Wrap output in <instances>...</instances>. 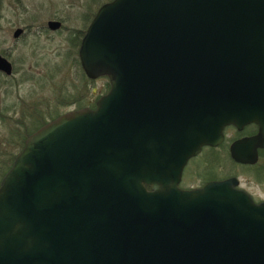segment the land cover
<instances>
[{"label": "water", "instance_id": "95a60500", "mask_svg": "<svg viewBox=\"0 0 264 264\" xmlns=\"http://www.w3.org/2000/svg\"><path fill=\"white\" fill-rule=\"evenodd\" d=\"M78 58L108 92L25 140L0 181V264H264V201L236 178L179 186L226 127L258 128L235 163L264 149V0H111Z\"/></svg>", "mask_w": 264, "mask_h": 264}, {"label": "rangeland", "instance_id": "374dc122", "mask_svg": "<svg viewBox=\"0 0 264 264\" xmlns=\"http://www.w3.org/2000/svg\"><path fill=\"white\" fill-rule=\"evenodd\" d=\"M108 1L110 0H100L99 3L91 2V0H0V55L4 54L5 57L8 55L7 59H11L14 62L23 59L29 65V63L35 62L32 57L33 53H36V60L38 61L35 63H40L41 61V64L46 63L45 66L43 65L44 68L47 66L46 69L43 68L42 70L39 66H33L37 70V84L34 86L35 94L33 95V100L36 98L34 102L37 103L40 112L45 110L44 104L48 108L46 113L42 112L34 117L32 120L33 127L42 119L50 121L49 116L52 114L49 112L50 107L53 109L58 107L57 112L61 114L70 110L66 107L59 109L61 106L60 102L64 101L62 92L65 88H69V91L73 92V88L75 87V90H78L81 94L83 93L85 104H93L99 96L108 90V80L106 77H99L95 80L86 79L87 81L83 78L79 69L80 66L77 63L75 50H72L73 46L70 42V36L74 32L85 29L87 25L85 19L88 18L90 12H95L101 4ZM39 15L44 18L52 17L54 20L61 21L62 29L54 33H48V38L44 35H37V37L34 35L26 37L24 40L17 41L13 39V32L17 28H21L25 23H29V20L33 22V18H37ZM42 22L45 23L46 21L39 18L33 24L40 26ZM38 50L40 51L39 53ZM40 56L44 58L43 61L41 58L38 59ZM38 77L41 79L38 80ZM51 77L53 84L51 93L49 96L44 95L40 97L39 83H45ZM4 100L6 105H11L14 101L12 96H8ZM21 101H18L17 97L19 108L28 113L29 109H22L23 104L28 102L21 103ZM25 116L20 114L18 120H22ZM23 120L26 123L24 127L15 126V123L7 121L4 123L0 122V162L3 155H16L18 152L16 147L20 138L16 135H20L21 137L30 129L26 118ZM226 150V146H223L216 153H213V157H220L221 164H217L216 166V176L218 178H224L228 175L236 176L242 189L253 197H256L257 202L264 201V182H258V178L261 176L259 174L264 172V162L261 161L259 163L261 169L260 172L256 171L255 184L252 170L236 167L227 158ZM201 163V160H197L187 164L183 171V186H196L198 184L199 181L195 180V171Z\"/></svg>", "mask_w": 264, "mask_h": 264}, {"label": "flooded vegetation", "instance_id": "af4514ba", "mask_svg": "<svg viewBox=\"0 0 264 264\" xmlns=\"http://www.w3.org/2000/svg\"><path fill=\"white\" fill-rule=\"evenodd\" d=\"M39 18H40V20H45L46 22L45 23L42 22V24L40 26L33 24L34 21L39 19ZM33 19H34L33 22H31V20H29V23H25L23 25V27L16 29V30H20V33L16 38L14 37V33L16 30L13 32V39L14 40H17V41L21 40V39L24 40L26 37H30V36H34V35H35V37H37V35H40V36L44 35V36H47V38H48L49 37L48 33L57 32V30L53 31L49 28L48 23L51 21H57L62 26L61 21L54 20V18H52V17L44 18L43 16L39 15L37 18L35 17ZM61 26H60V28H61ZM39 52L40 51L38 50V53ZM0 57L6 59L8 61V63L10 64V73L9 74H6L5 72L0 71V116H1L0 122L4 123L7 121V122L15 123L16 124L15 126L24 127L26 125V123H24L23 119L26 118L27 123H28L27 125H29V127L31 129L33 127L32 126V123H33L32 120L34 119V117L37 116L38 114H41L42 112L46 113L48 110L47 105L44 104L45 110L40 112L39 107L37 106V103L34 102L36 98L33 100V95L35 94L34 93V86H35V84H37V82H36L37 81V74H36L37 70L33 66H39L42 70L44 68V66L46 65V63L41 64V61H40V63H35L36 61H38V60H36V53H33V57H32L35 60V62L29 63V65H27L26 61H24L23 59L18 61V62H14L11 59H10L11 61L9 59H7L8 55H7V57H5L4 54H2V55H0ZM40 58L43 61L44 58L42 56H40L38 59H40ZM46 68H47V66L44 69H46ZM79 69L81 70L80 67H79ZM81 73H82V75H84L82 71H81ZM39 79H41V78L38 77V80ZM39 84H40V86L38 87V89H39L40 97H43L44 95L49 96V94L51 93L52 86H53L52 77L47 82L39 83ZM73 90H74L73 92H70L69 88H65V90H63L62 98L64 99V101H66L68 103L66 105H62L63 107H66L70 110H77V109H81V108L93 109L92 105L95 102L93 104H85L83 93L81 94L78 90H75V87L73 88ZM8 96H12L14 99V101L11 105L5 104L4 99H6ZM17 97H18V101L22 100L21 103L28 102V103H24L22 106L23 110H27V109L30 110L28 113H26L27 111L26 112L22 111L19 108V106H18L19 103L17 102ZM79 102H80V104H79ZM53 110H54L53 108H51V107L49 108V112L52 113ZM70 110H68V111H70ZM20 114H23L26 116L22 120H18V117L20 116ZM15 116H17V117L15 118ZM2 117H3V119H2ZM257 134H258V128L255 125L245 126L240 131L236 130L234 127H227L224 130L225 138H224V142L222 144H220L218 147H215V148H213V147L202 148L200 153L189 161V162L197 161V160L202 161L201 165L195 171V175H196L195 180L199 177L200 168L203 167L204 164L205 165L210 164V161H212V163L215 162L214 164L221 165L220 161L217 163V161L215 160L214 157H213L214 158L213 160L211 159V157L213 155L212 151L217 152L219 150V148L226 146V149H227L226 151H227V154L229 156V148L233 142L240 140V139H243V138H249V137L257 136ZM16 136L18 138H20V135H16ZM27 137L28 136H26L25 139ZM25 139H24V141H25ZM24 141H23V144H24ZM20 150L21 149H19V151ZM256 155H257V161L253 165H244V164L234 163V165L236 167L250 168L252 170V173H253V178H254L255 184H256V171L260 172V169H261L259 163L261 161L264 162L263 161L264 160V149L257 148ZM263 174H264V172L260 174L261 176H260V178H258V180L264 179V177L262 176ZM228 178H236L237 179V177L234 175H230V176L228 175L224 178L207 180V181L203 182L202 184L198 183L196 186H182V180H181L180 188L184 189V190L197 189V188L202 187L204 184H206L210 181H220V180H225ZM196 181H198V180H196ZM261 183H263V182H261ZM238 187L241 188L240 184H239V180H238ZM252 198H253L254 202H257L256 197L252 196Z\"/></svg>", "mask_w": 264, "mask_h": 264}, {"label": "trees", "instance_id": "16d2710c", "mask_svg": "<svg viewBox=\"0 0 264 264\" xmlns=\"http://www.w3.org/2000/svg\"><path fill=\"white\" fill-rule=\"evenodd\" d=\"M91 2H95V3H99L100 0H91ZM102 5V4H101ZM100 5V6H101ZM97 10V9H96ZM96 12V11H95ZM95 12L93 11L92 13L90 12V15L88 16L87 19H85V21H87V25L88 26L89 22L91 21V19L94 17ZM85 27V29H86ZM85 29H83L82 31H78V32H74L71 36H70V42L72 43V50H75V54H76V59L78 60V49H79V45L81 42V38L84 35ZM79 65V61L77 62ZM83 78L86 80L85 76L83 75ZM87 81V80H86ZM107 88H109V84L107 83ZM68 104L66 101L60 102V107H63L62 105H66ZM80 104V102H79ZM92 107H94V104L92 105ZM58 111V107L55 108L52 112V114L49 116L50 117V121L57 118L58 116L61 115V113L57 112ZM54 113V114H53ZM41 118V117H40ZM3 119V117H2ZM48 121L46 120H41L38 122L37 125H35L34 127H32L31 129H28L21 137H20V141L17 143V149H21L22 145H23V141L25 139L26 136L31 135L32 133H34L37 129H39L41 126H43L45 123H47ZM216 153L214 151H212V154ZM227 156V153H226ZM211 157V156H210ZM215 157V156H214ZM15 158V154H9V155H3L2 156V160L0 162V180L1 178L4 176V174L9 170L13 160ZM227 158L229 159V157L227 156ZM211 159L213 160V155L211 157ZM215 160L217 161V163L220 161V157H215ZM230 160V159H229ZM215 163V162H214ZM212 163V161H210V164H204V166L201 168V170L199 171V177L196 179L199 182L198 183H203L207 180H212V179H218L217 173H216V166L217 164ZM250 168H245L244 170H247ZM251 170V169H250ZM262 173V172H261ZM260 175V174H259ZM263 176V175H262ZM264 177V176H263ZM258 182H264V179L258 180ZM183 186V185H182Z\"/></svg>", "mask_w": 264, "mask_h": 264}]
</instances>
